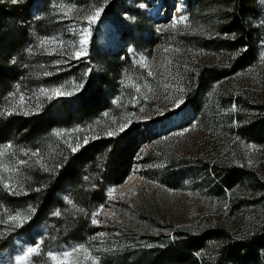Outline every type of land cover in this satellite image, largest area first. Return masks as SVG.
I'll return each instance as SVG.
<instances>
[{
  "label": "trees",
  "instance_id": "obj_1",
  "mask_svg": "<svg viewBox=\"0 0 264 264\" xmlns=\"http://www.w3.org/2000/svg\"><path fill=\"white\" fill-rule=\"evenodd\" d=\"M186 1L187 22L173 27L168 12L147 17L148 0H0V253L45 222L32 264H52L56 245L95 236L93 213L108 204L109 186L132 175L140 142L159 144L156 127L189 109L205 141L197 156L170 154L163 175L174 187L204 176L202 196L227 219L175 227L142 214L160 234L133 263L264 264V175L247 152L264 154V0ZM98 8L125 50L101 49L94 35L77 58L92 24L85 17ZM131 46L143 65L130 60ZM163 46L172 56L166 90ZM53 88L72 95L41 91Z\"/></svg>",
  "mask_w": 264,
  "mask_h": 264
},
{
  "label": "rangeland",
  "instance_id": "obj_2",
  "mask_svg": "<svg viewBox=\"0 0 264 264\" xmlns=\"http://www.w3.org/2000/svg\"><path fill=\"white\" fill-rule=\"evenodd\" d=\"M125 1L130 5L135 2V0ZM164 1L148 0L152 7L143 5V11L153 23L167 17L166 12L172 24L180 16H186L188 20L189 7L186 0H168L170 5ZM259 3L263 4V0H259ZM186 22L178 24L184 25ZM92 24L85 28L90 32L88 43L79 44V49L86 48L87 53L78 58L89 54L94 35L101 49L115 52L125 50V44L113 24L100 23L99 19ZM156 53L163 59L161 73L162 80L166 82L163 90H166L173 82L169 77L172 56L164 46L158 47ZM128 54L135 66L143 65L147 61V58L135 47L128 48ZM260 93H264V87L260 89ZM155 130L161 134L159 144L140 142L132 175L124 184L109 186L106 189L108 204L98 207L93 213L99 232L85 241L56 245L49 253L60 257L65 251L72 252L73 255L69 257L70 264H92V261L85 257L83 249H86L91 257L96 258L97 264H120L127 260V264H134V260L146 258V250L151 247L152 235L160 234L157 228L152 230L148 225H144L140 217L142 214L154 217L160 223L168 222L175 227H200L227 219L224 213L211 210L202 196L204 176L198 174L193 178L186 177L182 185L174 187L175 185L163 175L169 168L167 159L173 157L170 154L191 158L199 153L205 137L198 128L194 113L189 109L183 110L174 115L170 121L159 124ZM247 150L253 164L264 175V154L253 148ZM150 155L155 159L150 158ZM235 221L233 219L229 222L233 224ZM49 227V223L45 222L14 238L11 246L0 253V264H16L18 255L37 244L40 245V253ZM77 249L80 251H74ZM36 255L38 254L30 258L29 264H32V259ZM125 256L127 258L123 259ZM50 260L52 264H56L51 258Z\"/></svg>",
  "mask_w": 264,
  "mask_h": 264
},
{
  "label": "snow or ice",
  "instance_id": "obj_3",
  "mask_svg": "<svg viewBox=\"0 0 264 264\" xmlns=\"http://www.w3.org/2000/svg\"><path fill=\"white\" fill-rule=\"evenodd\" d=\"M141 7H143V5H141ZM69 11H71V9H69ZM101 11H103V9H96L95 13L90 15V16H86L85 19L89 21V23H94L100 16ZM187 21V17L186 16H180L177 20L173 21V27H175L178 23H182ZM90 36V32H88L87 29L84 30V32L82 33V38H81V45H86L88 43V37ZM87 53V49L86 48H82L80 51L75 53V56L78 58L81 55H86ZM151 74V73H150ZM147 87V86H146ZM139 91V88L137 89ZM45 95L48 94V92L50 91L52 93V95L54 96H63V95H72L71 92L65 93L64 91L61 90V88H53L51 90H47V89H42L41 90ZM51 98V97H49ZM182 102V101H181ZM26 115L28 113H25ZM125 127H127V125H122L120 127V131H124ZM57 135H60V133H57ZM109 136L114 135L113 132H109L108 133ZM88 141L87 139H85L84 143L86 144ZM81 147V145L77 144L76 147L72 148V151L75 152L77 151L79 148ZM20 163H25L24 161H20ZM111 195V193H109ZM57 215H59V213H56ZM10 219L16 221L19 220L21 221V223L23 222L24 219H27V217L21 218L19 215L17 216H13ZM95 223V221H94ZM39 249H40V245L37 244L34 247H29L26 249V251H24L21 255H18L16 257V264H29L30 258L35 255V254H39ZM74 251H80V249L74 250ZM83 251L85 252V257L86 259H90L92 261V264H97V260L94 257H91L88 253L86 249H83ZM49 257L56 262V264H70L69 262V257H71L73 255L72 252H68L65 251L64 253H62V255L60 257L56 256L53 253H48Z\"/></svg>",
  "mask_w": 264,
  "mask_h": 264
}]
</instances>
